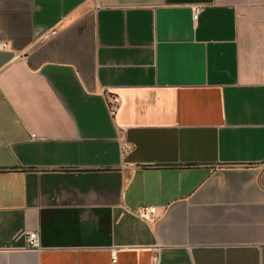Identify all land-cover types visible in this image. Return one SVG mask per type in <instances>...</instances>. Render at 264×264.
I'll return each instance as SVG.
<instances>
[{
	"label": "crops",
	"instance_id": "crops-1",
	"mask_svg": "<svg viewBox=\"0 0 264 264\" xmlns=\"http://www.w3.org/2000/svg\"><path fill=\"white\" fill-rule=\"evenodd\" d=\"M4 41L0 264H264V0H0Z\"/></svg>",
	"mask_w": 264,
	"mask_h": 264
},
{
	"label": "built area",
	"instance_id": "built-area-1",
	"mask_svg": "<svg viewBox=\"0 0 264 264\" xmlns=\"http://www.w3.org/2000/svg\"><path fill=\"white\" fill-rule=\"evenodd\" d=\"M204 6L202 4H195L192 6V14L193 19L197 20L200 13L203 11ZM59 30L57 28H50L41 34V39L44 42H49L56 38L59 35ZM8 42H0V49H8ZM109 100V107L111 113L114 115L120 107L121 98L116 95H111ZM32 138L36 139L37 136L35 134L32 135ZM262 165V164H261ZM136 216L146 221H154L159 216V208L157 206L152 205H144L137 209L135 212ZM26 240V248L29 249H41L40 242V232L38 230H29L25 234ZM117 260V255L115 252L113 253V261ZM154 264L159 263V253L156 252L153 257Z\"/></svg>",
	"mask_w": 264,
	"mask_h": 264
}]
</instances>
